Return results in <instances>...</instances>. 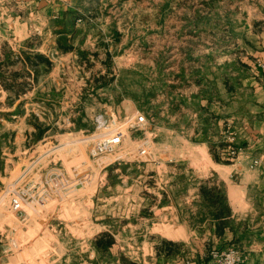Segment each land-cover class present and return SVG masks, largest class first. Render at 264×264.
Returning a JSON list of instances; mask_svg holds the SVG:
<instances>
[{
	"label": "rangeland",
	"instance_id": "rangeland-1",
	"mask_svg": "<svg viewBox=\"0 0 264 264\" xmlns=\"http://www.w3.org/2000/svg\"><path fill=\"white\" fill-rule=\"evenodd\" d=\"M114 3L78 0L63 19L12 4L14 19H0V264H132L155 231L149 211L140 222L138 195L163 172L184 174L174 187L190 189L196 174L207 177L204 213L191 223L218 207L229 220L226 183L214 187L219 167L196 147L199 131L184 142L189 127L214 134V120L198 116L205 106L189 97L227 105L218 84L231 82L239 108L254 102L245 79L264 81V0ZM136 113L147 126L129 128ZM223 125L225 142L205 140L219 163L238 155L227 154L235 133L227 118ZM119 130V145H101Z\"/></svg>",
	"mask_w": 264,
	"mask_h": 264
},
{
	"label": "crops",
	"instance_id": "crops-1",
	"mask_svg": "<svg viewBox=\"0 0 264 264\" xmlns=\"http://www.w3.org/2000/svg\"><path fill=\"white\" fill-rule=\"evenodd\" d=\"M113 2L117 8L123 4V0H113ZM76 3L78 0H0V19H14L15 15L13 10L11 11L13 7H10L12 4L20 6L22 13L29 14L28 8L32 4L33 7L39 8L38 12L43 11L49 14L50 18L63 19L68 17L66 9L72 10L74 7L72 4ZM16 15L17 18H22L19 13ZM121 15H123L122 11L117 12L114 18L120 19ZM76 16V14L71 15L70 18L75 19ZM110 17L111 15L103 16L101 19L108 21ZM10 26L12 27V24ZM81 26H85V29L88 27L85 23L77 22L75 29ZM62 33L66 34L64 31H60L59 34ZM245 81L246 89H249L255 98L254 102L246 105L245 108H239L238 87H233L231 82L218 84L220 97L224 96L228 99L227 105L221 106V102L216 100L211 103L199 93L189 97L197 96L200 99L198 101L205 106L204 110L202 108L198 112V116L202 124L207 119L210 122L214 120L212 130L214 134L205 136L200 126L189 127L186 129L190 136L184 142H190L193 134L198 130L197 139L202 143L196 147L206 149L210 162L219 167L218 179L213 184L215 188H220L222 183H226L230 209L228 222L221 225L215 216L204 215L200 216L199 225L189 221L191 215L204 213L199 206L204 200L202 191L208 180L205 175L196 174L197 177L193 178L196 184L190 189L188 184L174 187L173 182H178V178L183 177L184 174L179 175L177 172L155 174L156 182L149 195H144L143 192L138 195L140 202L136 210L141 223L147 220L145 213L149 211L150 227L155 231L151 232L150 240L145 239L138 243L132 264H218L209 255L211 248H224L233 243L242 247L244 261L241 264H264V100L257 98L264 93V81H256L257 86L254 84L255 78L250 75ZM207 103H210V106H207ZM223 118L229 120V126H232L231 132L235 133L233 138L235 142L229 143L236 145L240 150L236 157L228 159L229 161L225 163H219L213 158L210 146L205 140L212 138L216 142H225L222 134H219L222 133L224 126ZM166 130L170 133L177 132L173 129ZM160 160H157V163H162ZM164 160L166 164L168 161H173V158ZM185 175L189 176L188 173ZM187 179L193 182L192 178ZM195 226L201 228L202 232H198V243L194 247L189 232L192 230L193 234L195 232L193 229L197 228ZM119 240L120 238H117L113 246H116ZM174 246H180L178 251L172 249ZM120 247L126 249V246ZM118 263L120 264V259Z\"/></svg>",
	"mask_w": 264,
	"mask_h": 264
},
{
	"label": "built area",
	"instance_id": "built-area-1",
	"mask_svg": "<svg viewBox=\"0 0 264 264\" xmlns=\"http://www.w3.org/2000/svg\"><path fill=\"white\" fill-rule=\"evenodd\" d=\"M148 124L147 117L142 113H136L134 117L128 120L129 128H144ZM124 137V131L119 130L110 135L101 143L106 149H113L119 145ZM239 147L232 143L227 146V154L234 156L239 152ZM257 162V160H256ZM211 258L215 259L218 264H241L244 261L243 250L236 244H231L224 248H213L209 251Z\"/></svg>",
	"mask_w": 264,
	"mask_h": 264
},
{
	"label": "trees",
	"instance_id": "trees-1",
	"mask_svg": "<svg viewBox=\"0 0 264 264\" xmlns=\"http://www.w3.org/2000/svg\"><path fill=\"white\" fill-rule=\"evenodd\" d=\"M47 62H49V60L47 59ZM203 192V196H204V199L205 198H208V195L210 194L209 193V191H207V192H205L204 190L202 191ZM219 204V203H218ZM221 205V204H220ZM218 206V205H217ZM226 208H227V206H226ZM227 211L229 212L230 211V209L229 208H227ZM213 216H215V218L216 219H218L219 221H220V223H221V225H223L224 224V214H225V211L223 210V208L222 207H218V209H215L213 212ZM112 242V238H109V240L105 243V244H109V243H111Z\"/></svg>",
	"mask_w": 264,
	"mask_h": 264
},
{
	"label": "water",
	"instance_id": "water-1",
	"mask_svg": "<svg viewBox=\"0 0 264 264\" xmlns=\"http://www.w3.org/2000/svg\"><path fill=\"white\" fill-rule=\"evenodd\" d=\"M59 39L63 42L64 45H68V38L66 34H61Z\"/></svg>",
	"mask_w": 264,
	"mask_h": 264
}]
</instances>
